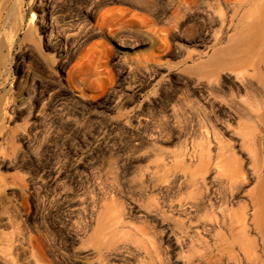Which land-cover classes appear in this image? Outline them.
Masks as SVG:
<instances>
[{
    "label": "rangeland",
    "instance_id": "1",
    "mask_svg": "<svg viewBox=\"0 0 264 264\" xmlns=\"http://www.w3.org/2000/svg\"><path fill=\"white\" fill-rule=\"evenodd\" d=\"M186 1L0 0V264L94 261L102 213L135 264L149 262L145 249L164 264L220 263L210 230L220 193L200 159L216 149L217 130L225 144L239 133L229 116L240 69L187 68L226 46L249 6ZM114 13L135 23L107 26ZM226 237L225 253L237 252ZM262 251L245 264H264Z\"/></svg>",
    "mask_w": 264,
    "mask_h": 264
},
{
    "label": "bare ground",
    "instance_id": "2",
    "mask_svg": "<svg viewBox=\"0 0 264 264\" xmlns=\"http://www.w3.org/2000/svg\"><path fill=\"white\" fill-rule=\"evenodd\" d=\"M187 1L186 3H188ZM226 1L229 2L228 0ZM189 4H187V6ZM244 4L249 6V9L245 12V17H248L250 20L236 31L235 35L227 41L226 46L215 49V51H213L214 53L207 61L196 64L194 67L189 66L187 68V70L195 69L203 73L210 71V69L221 70L228 66H237V68L240 69L239 75L234 80V90L232 89L233 87L230 88L232 89L230 90L232 102H230L231 108L229 107L232 113V116L229 117L237 124V130L239 133L235 137L232 136L229 141L227 140V144H225L226 142L219 137L220 133L218 132L220 131L217 130V127L213 126L215 131L217 130V133L215 132L216 149L213 152H208L209 154L207 153V158L203 156L200 159L203 168H208L209 165L214 166V186L215 189L218 190V193H220L219 198L215 200L213 204V209H215L214 222L212 221L213 224L211 227L209 226L211 228L210 230H212L211 232L218 236L215 241V249L219 252L218 254H220V259L217 260L220 262L218 264H223L224 261L227 264H245L246 261H249L250 256L253 257L252 255L258 253L257 251L259 248L263 250L262 255L264 253V0L241 1L240 5ZM106 14L107 13H105V15L102 14L101 16L107 17ZM124 14H111V16L108 17L107 26L113 25L116 30L117 27L118 29H129L133 23H135V20L133 18L127 19V14L125 16ZM177 14H175V16H177ZM102 18L103 17H100V19ZM220 18L225 25V19L227 18H224V16H220ZM103 23L106 26L105 21H101V23L99 22L101 25H103ZM47 27L48 26H42L44 32H46V30L48 31ZM30 32V29L25 31L24 41L28 40ZM215 43L221 44L222 40L217 38ZM3 63L4 58L0 55V86L3 83L2 80L4 76ZM220 91L221 90H216V92ZM2 106L3 101L0 98V124L3 121ZM227 124V129L228 127L230 128L233 126L232 122H227ZM223 145H226L228 148V153H230V155L227 153L228 157H225L226 153L224 152ZM245 151H247L248 155H245ZM191 180H193V178ZM238 195L244 196V200L237 201V204L242 202L241 212L233 209V199ZM104 214L102 213L100 217L98 215L99 219L95 222L96 226L95 229H93L95 231V237L93 239L94 248L87 256L94 255L95 259L87 264H135L133 262V251L130 248L129 243L121 242L122 244H120L119 241H117L118 236L116 237L114 235L111 236V241L105 242V239L111 237H108L107 233H105L109 223V217ZM122 216L120 215L119 217ZM119 219L122 220V218ZM119 219L117 220L118 223H122L123 221L121 222ZM109 225H111V223ZM179 234L181 233L179 232ZM226 234L232 236V242H230V244L234 242V244L237 245V252H235L234 247L231 251L225 253L226 251L224 248L229 245L227 244L225 247V245L222 246V243L224 241L229 242L230 240L226 237ZM235 235H237V237ZM119 236L121 237L122 234ZM71 239L75 243L76 239L74 237ZM168 239L172 248L177 250L180 244H178V241L180 242L181 238L178 240L179 238H177L175 234H171ZM127 241H129V239ZM192 243H195V241ZM144 251L150 259L146 264H164L159 259L160 256L157 259H154L148 249H145ZM204 256L206 255L204 254L202 257ZM253 259L255 258H252V261H255ZM257 259H259V257H257ZM36 261H39L38 263L40 264H48L46 258L41 255L39 260L37 259ZM184 264L195 263L192 258L189 259L188 262L185 260Z\"/></svg>",
    "mask_w": 264,
    "mask_h": 264
}]
</instances>
